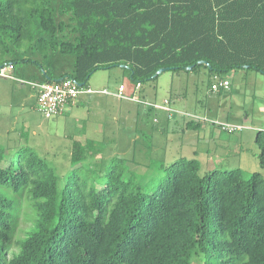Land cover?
Masks as SVG:
<instances>
[{
    "label": "trees",
    "instance_id": "trees-1",
    "mask_svg": "<svg viewBox=\"0 0 264 264\" xmlns=\"http://www.w3.org/2000/svg\"><path fill=\"white\" fill-rule=\"evenodd\" d=\"M63 1L70 22L56 20L45 0H0V67L42 68L26 56L58 51L76 58L61 78L85 87L96 72L125 66L141 103L155 110L160 69L205 71L210 87L236 71L264 75V0ZM170 108V118L209 122ZM255 142L264 171V131ZM11 150L0 146V264H264L260 171L200 175L195 157L151 161L156 174L144 176L133 160L90 162L79 142L63 162L59 153ZM21 220L31 221L25 231Z\"/></svg>",
    "mask_w": 264,
    "mask_h": 264
},
{
    "label": "crops",
    "instance_id": "crops-1",
    "mask_svg": "<svg viewBox=\"0 0 264 264\" xmlns=\"http://www.w3.org/2000/svg\"><path fill=\"white\" fill-rule=\"evenodd\" d=\"M34 53L38 56L33 55L32 58L39 60L42 64L43 59H48L52 54L47 58H43L40 54ZM32 66L33 68H31ZM18 68V66L10 65V74L14 77L13 79L0 78V81L8 82L4 87L0 85V138L3 137L4 142L9 141L12 145H32L41 155L50 151L55 153L56 148L54 145H66L65 157L71 158L73 145L75 142H79L86 149H88V146L90 147L91 152L88 151L86 157L93 156L96 159L95 162L119 157L117 153L122 152L119 149H125L121 145H129V150L138 151L137 156H131L132 159L143 158L148 156L147 152L151 149L153 151L160 150L162 137L166 139L171 132L175 137L179 136L176 141L178 145L184 143H187L186 145H222L223 142L224 145H227L225 142L229 140L224 138L223 133L213 127L208 128V122L196 120L203 123L191 124L190 119L182 116L170 118L168 113L162 109L155 110L147 106L144 109L141 108L139 106L142 100L139 95L140 87H134L130 82L125 74V67L100 70L90 78L88 85L85 86V88H91L95 91L106 90L108 93H82L78 100L68 106L62 115L46 119L41 117L37 110V91L26 82H45L47 71L42 74L44 67L41 68L30 63H25L23 67ZM99 73L103 77H99L100 81L95 82L94 78H97ZM200 73L203 74L205 79H209V75L205 71ZM113 76L121 77L119 86L118 83L115 84L114 80V84L110 83ZM218 78V76H215L213 80ZM221 79L230 82L228 78ZM122 87L124 88L122 89ZM196 89L198 88L196 87ZM122 90H124V93L121 92ZM165 90L167 91V88ZM208 92L209 89L206 92H201L193 102L189 103L186 90L172 84L168 88L169 96L156 102L161 104L168 99L170 107L193 114L198 118H206L209 122L217 125L218 123L238 125L237 123L228 122L231 121V115L235 117L232 120L240 121L241 118L238 117L237 113L224 111L225 114L223 113L221 116L214 115L211 106L209 108L207 106V102L210 100ZM23 116L25 119L22 121ZM8 117L10 119L6 122ZM10 120L17 122L9 124ZM221 120L224 122H221ZM1 123H4L2 127ZM11 125L17 127L15 132L12 131ZM239 126L245 129V126ZM127 130L131 131V134ZM201 133L204 134L203 137ZM193 135L194 138H192ZM202 138L204 140L201 142ZM203 142H208V144ZM104 145H113L112 149L115 152L110 155L106 151L102 152L106 149ZM148 145H152V147H148ZM166 148L167 146L163 147L165 152ZM202 150L209 151V148H203ZM192 155L200 161L204 157L198 150L193 151ZM207 156H210V154ZM163 162L166 163V161ZM206 162V166L214 164L210 160Z\"/></svg>",
    "mask_w": 264,
    "mask_h": 264
},
{
    "label": "rangeland",
    "instance_id": "rangeland-1",
    "mask_svg": "<svg viewBox=\"0 0 264 264\" xmlns=\"http://www.w3.org/2000/svg\"><path fill=\"white\" fill-rule=\"evenodd\" d=\"M47 5L54 10L56 13V20H65L66 22H70V17L72 16L71 11L67 7H69L68 4H66L63 0H45ZM66 8V11L64 9ZM69 32H66L64 35H60L58 39H68L70 38ZM36 55L34 52H30L29 56L26 57H34ZM22 64H15V66H18L20 69L23 67ZM76 66V58L74 55H64L60 52H52V54L49 56L48 59H43L42 67L45 69L42 70V74L47 71V75L51 76L54 79L61 78L65 76L66 74H73ZM30 68V67H29ZM33 68V66L31 67ZM204 72V71H203ZM13 74V73H12ZM99 77H103L101 73L97 75V78H94V81H100L98 79ZM219 78L216 80H213V83H217L221 80V78H228L231 82V87L229 90H222L219 92H212L211 87L209 85V79H205L203 74L196 72V73H190L188 72H164L160 75L158 78L156 85L157 90V101L163 100L164 97L169 96L168 88L172 84H176L184 90H186L187 99L189 100V103L193 102L195 98H197L201 92H206L209 89L208 92V98L210 99L209 102H207L208 108L211 106L212 112H214V115L221 116V114L225 112L229 113H237L238 117L241 118L240 121H234L232 118H235L231 115L230 120L228 122L237 123L238 125L245 126V129H243L241 132H234V133H228L221 129V127L215 123L208 122L209 127H213L220 133H223L224 138L229 139L228 141L221 143L222 145H186L187 143L180 144L176 142L178 140V137H175L174 134L171 132L170 135L165 139L162 137V145L161 149L157 151H153V149L149 150L147 152V157H139L132 159V155H138V151L129 150V145H121L124 146V148L119 149L117 154H119V157L123 159H129L133 160L130 161V168L141 175L149 176L152 175L153 172L156 174V168H149L151 161L155 163H160L162 161H166V164H172L175 161H180L181 159L189 160L192 158H195L192 154L193 151L198 150L202 156L201 159V171L200 175H204L208 171H231L233 169L240 168L244 172V178L249 179L250 175L259 172L260 171V165H259V148L255 142L256 135L258 131H264V75L261 73H258L256 71H236L234 73H231L229 75L224 76H218ZM98 79V80H97ZM121 77L113 76V79L110 81L111 84L118 83ZM173 79V81H172ZM114 80V82H113ZM8 82H2L0 81L1 86L7 85ZM212 83V84H213ZM91 84V82H90ZM196 87L198 89H196ZM124 87H122L123 89ZM167 88V91L165 90ZM119 90H121L119 88ZM212 93H211V92ZM124 93V90L121 91ZM227 96V97H226ZM146 100H151L149 97L145 98ZM142 101V100H141ZM139 105L141 108H145V104L140 103ZM158 104V103H157ZM162 104V103H161ZM9 105V104H8ZM203 105H205L203 103ZM15 112V111H14ZM41 117L45 116L39 112ZM225 114V113H224ZM12 116V114H10ZM242 116V117H241ZM30 117V116H29ZM9 117L8 120L9 121ZM25 117L23 116L21 120L23 121ZM47 119V118H46ZM13 121L10 120L9 124H12ZM219 122V121H216ZM221 122H224L221 120ZM242 123V124H241ZM4 123H1V127ZM220 124V123H218ZM5 127V125H4ZM12 131L15 132L17 130L16 126H12ZM212 129V128H211ZM128 133L131 134V131H128ZM192 133V132H189ZM179 135V134H178ZM203 137V133H201ZM195 136L193 135L192 138ZM169 138V139H168ZM172 139V141H170ZM3 137L0 138V146L10 149L13 148L12 153L16 152L17 149L22 147H30L33 151L40 154L38 151H36L35 147H32V145H12V143H9V141L4 142ZM198 140V139H197ZM204 140V138L201 139V142ZM229 142V143H228ZM140 143V140L138 142V145ZM207 143L208 142H203ZM165 144V145H163ZM56 148L55 153H59L61 155L62 162L67 159L65 157V151H66V145H54ZM72 146V145H67ZM105 146V145H104ZM120 146V145H117ZM116 146V147H117ZM152 147V145H148V147ZM167 146L166 152L164 151L163 147ZM106 149L102 150V152H105L107 154H113L115 152L114 149H112L113 145H106ZM128 148V149H126ZM203 148H209V151H203ZM216 149V151H214ZM50 154H54L53 151L49 152ZM225 153H227L225 155ZM94 154V153H93ZM210 154V156H207ZM239 155V156H238ZM228 156V157H227ZM165 157V159H164ZM90 162H95L96 159L93 158V156H89ZM211 161L214 164L212 166H206V161ZM104 163V167H107L110 164L109 160L103 159L101 161ZM65 169V168H64ZM263 174L264 177V171H260ZM31 226V221H23L21 220V229L23 231L27 230ZM20 236H23L22 233Z\"/></svg>",
    "mask_w": 264,
    "mask_h": 264
},
{
    "label": "built area",
    "instance_id": "built-area-1",
    "mask_svg": "<svg viewBox=\"0 0 264 264\" xmlns=\"http://www.w3.org/2000/svg\"><path fill=\"white\" fill-rule=\"evenodd\" d=\"M0 78L13 79L10 74V66L4 65L0 67ZM217 80V79H216ZM37 91V110L45 116L47 119H51L62 115L68 106L75 103L82 93H108L105 91H95L91 88H85L80 86L75 80L71 78H65L59 82H26ZM230 87V82L226 79H221L217 83H213L212 92H220L221 90H227ZM121 96V95H120ZM156 109H162L167 111H174L170 108L169 101L165 100L162 104L153 105ZM175 112V111H174ZM183 115V113L181 114ZM186 116H188L186 114ZM199 120V118H198ZM221 129L228 133L239 132L243 130L242 126L231 125L227 123L218 124Z\"/></svg>",
    "mask_w": 264,
    "mask_h": 264
},
{
    "label": "water",
    "instance_id": "water-1",
    "mask_svg": "<svg viewBox=\"0 0 264 264\" xmlns=\"http://www.w3.org/2000/svg\"><path fill=\"white\" fill-rule=\"evenodd\" d=\"M199 64H207V63H205V62H200ZM207 65H208V64H207ZM122 67H125V66H122ZM166 70H167V69H160V70L157 72V74H156L155 76L157 77V76L161 75V74L164 73ZM187 70L191 71V70H192V67L187 68ZM62 80H63V78H60V79H59V81H62ZM79 85H80V84H79ZM80 86L83 87V85H80Z\"/></svg>",
    "mask_w": 264,
    "mask_h": 264
}]
</instances>
